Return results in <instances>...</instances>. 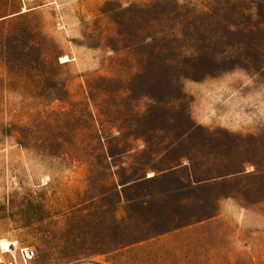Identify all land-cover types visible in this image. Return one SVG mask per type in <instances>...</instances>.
I'll use <instances>...</instances> for the list:
<instances>
[{"label":"rangeland","instance_id":"1","mask_svg":"<svg viewBox=\"0 0 264 264\" xmlns=\"http://www.w3.org/2000/svg\"><path fill=\"white\" fill-rule=\"evenodd\" d=\"M12 10L0 0L1 247L31 246V264H264V0ZM183 156L215 181L147 178Z\"/></svg>","mask_w":264,"mask_h":264},{"label":"crops","instance_id":"2","mask_svg":"<svg viewBox=\"0 0 264 264\" xmlns=\"http://www.w3.org/2000/svg\"><path fill=\"white\" fill-rule=\"evenodd\" d=\"M26 1L27 0H17V10H12V11H7L5 12L6 15H11V14H17V13H22V12H26L30 9H33L35 7H39L42 5V3L46 2L47 0H40L39 2H34V3H29V4H26ZM6 17V16H5ZM3 18V17H2ZM231 74V76H233V73L230 72L229 75ZM228 88H230L228 86ZM232 89V88H231ZM188 115H190V113L188 112L187 113ZM192 115V114H191ZM205 124H210V123H203V122H199V121H196L195 123H193L191 125V127L193 125H200V126H207ZM227 126V125H225ZM168 147V145H167ZM166 147V148H167ZM165 149V148H164ZM185 168V170L187 169V173L186 175L184 176V180H180L175 186L176 187H173L174 190H177V189H183V188H191L192 186H195V185H199V184H205V183H208V182H204V181H192L190 179L189 176H191V172L189 170V165H188V161L187 159L185 158V156L183 157H178L176 160H174L173 163L169 164V165H166L164 168H161L160 170L156 171V172H149L151 173L150 176H147V178H150V177H154V176H157V175H164L166 174L167 172H171V171H175V170H179V168ZM137 181V180H135ZM135 181H131V182H128V183H134ZM124 185H127L124 184ZM123 185V186H124ZM172 189V190H173ZM150 191H154V189H149ZM163 190V189H161ZM164 191H168V189L166 188L165 190H163L161 193H163ZM150 193H147L145 196L149 195Z\"/></svg>","mask_w":264,"mask_h":264},{"label":"built area","instance_id":"3","mask_svg":"<svg viewBox=\"0 0 264 264\" xmlns=\"http://www.w3.org/2000/svg\"><path fill=\"white\" fill-rule=\"evenodd\" d=\"M0 252L7 254L5 258L0 255V264H31L36 257L34 248L22 245L13 238L7 240L6 249ZM83 264H94V262L85 261Z\"/></svg>","mask_w":264,"mask_h":264},{"label":"trees","instance_id":"4","mask_svg":"<svg viewBox=\"0 0 264 264\" xmlns=\"http://www.w3.org/2000/svg\"><path fill=\"white\" fill-rule=\"evenodd\" d=\"M189 177H190V179H191L192 181H196V180L192 179V174H191V176H189ZM198 181H204V182L215 181V177H212V178H205V179H201V180H198Z\"/></svg>","mask_w":264,"mask_h":264},{"label":"bare ground","instance_id":"5","mask_svg":"<svg viewBox=\"0 0 264 264\" xmlns=\"http://www.w3.org/2000/svg\"><path fill=\"white\" fill-rule=\"evenodd\" d=\"M0 248L2 249V250H4L2 247H1V245H0ZM6 249V248H5Z\"/></svg>","mask_w":264,"mask_h":264}]
</instances>
